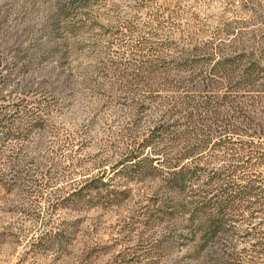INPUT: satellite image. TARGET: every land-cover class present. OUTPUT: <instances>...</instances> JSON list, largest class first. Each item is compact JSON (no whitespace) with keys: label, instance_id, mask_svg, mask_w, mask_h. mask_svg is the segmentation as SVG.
I'll return each mask as SVG.
<instances>
[{"label":"trees","instance_id":"16d2710c","mask_svg":"<svg viewBox=\"0 0 264 264\" xmlns=\"http://www.w3.org/2000/svg\"><path fill=\"white\" fill-rule=\"evenodd\" d=\"M114 1L55 0V16L64 41L93 39L100 79L126 83V101L108 104L124 119L91 165L77 157L85 129L58 133L34 181L85 177L76 199L89 209L142 195L151 227L174 233L180 264H264V29H249L264 25V0H241L254 17L244 23L209 27L185 0H142L100 26ZM26 101L0 105V149L16 140L17 159L52 114L42 96Z\"/></svg>","mask_w":264,"mask_h":264},{"label":"rangeland","instance_id":"374dc122","mask_svg":"<svg viewBox=\"0 0 264 264\" xmlns=\"http://www.w3.org/2000/svg\"><path fill=\"white\" fill-rule=\"evenodd\" d=\"M141 1L115 0V12L99 25L131 17ZM182 6H193L209 27L220 18L242 23L254 18L241 0H185ZM55 13V0H0V105L41 96L52 105L45 125L25 132L21 158L16 140L0 149V264H180L174 233H165L164 224L151 227L144 215L149 200L142 195L89 209L76 199L85 177L61 176L48 185L34 181L38 165L55 156L50 145L58 133L85 129L88 139L77 157L88 165L100 159L110 127L124 119V111L113 106L127 98L126 83L99 78L98 58L85 45L93 39L64 41ZM249 29L259 32L264 25ZM56 232L61 243L51 240Z\"/></svg>","mask_w":264,"mask_h":264}]
</instances>
